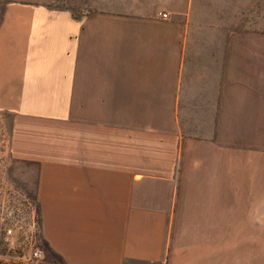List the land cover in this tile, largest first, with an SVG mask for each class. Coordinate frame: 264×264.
<instances>
[{"label": "crops", "instance_id": "0c3cea01", "mask_svg": "<svg viewBox=\"0 0 264 264\" xmlns=\"http://www.w3.org/2000/svg\"><path fill=\"white\" fill-rule=\"evenodd\" d=\"M91 2L89 17L10 8L0 25V109L30 122L45 254L59 264H259L248 234L236 244L253 221L226 213L219 167L186 163L203 151L196 140L225 137L227 108L242 104L224 24L205 16L204 0ZM37 106L74 113L24 109Z\"/></svg>", "mask_w": 264, "mask_h": 264}, {"label": "rangeland", "instance_id": "374dc122", "mask_svg": "<svg viewBox=\"0 0 264 264\" xmlns=\"http://www.w3.org/2000/svg\"><path fill=\"white\" fill-rule=\"evenodd\" d=\"M10 8L51 18L64 11L71 18L89 17L94 9L91 0H0V25ZM203 12L224 24L228 67L237 81L241 77L242 104L227 108L225 137L196 140L203 151L188 155L186 163L219 167L226 181V213L250 214L253 221L252 229L236 230V244L248 234L242 241L252 242L250 249L264 264V0H204ZM24 109L39 115L74 113L63 106ZM29 128L26 118L0 109V264H59L45 254L40 236L26 158ZM34 251L42 253L38 262L30 258Z\"/></svg>", "mask_w": 264, "mask_h": 264}, {"label": "built area", "instance_id": "2783aa9c", "mask_svg": "<svg viewBox=\"0 0 264 264\" xmlns=\"http://www.w3.org/2000/svg\"><path fill=\"white\" fill-rule=\"evenodd\" d=\"M162 17H165V15H162ZM30 258L32 261L38 262L40 259H42V253L40 251H34Z\"/></svg>", "mask_w": 264, "mask_h": 264}]
</instances>
